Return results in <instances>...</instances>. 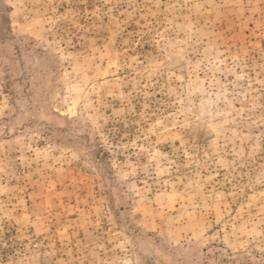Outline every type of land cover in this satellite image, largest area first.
<instances>
[{"label": "rangeland", "instance_id": "rangeland-1", "mask_svg": "<svg viewBox=\"0 0 264 264\" xmlns=\"http://www.w3.org/2000/svg\"><path fill=\"white\" fill-rule=\"evenodd\" d=\"M0 264H264V0H0Z\"/></svg>", "mask_w": 264, "mask_h": 264}]
</instances>
